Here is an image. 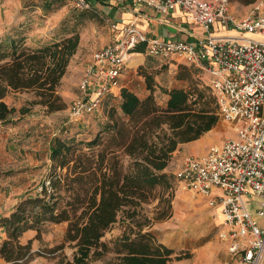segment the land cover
<instances>
[{
    "label": "trees",
    "instance_id": "obj_1",
    "mask_svg": "<svg viewBox=\"0 0 264 264\" xmlns=\"http://www.w3.org/2000/svg\"><path fill=\"white\" fill-rule=\"evenodd\" d=\"M79 44L78 33L38 47H20L12 41L11 51L3 57L10 59L0 61V121L16 123L17 112L21 119L30 111L29 106L18 109L8 104L12 92H33L29 104L48 112L65 109L59 87ZM140 45L137 51L146 49V44ZM139 73L145 78L146 94L123 87L119 104L108 109L104 132L87 142L55 137L50 187L44 182L36 197L21 201L11 215L0 218L6 233L0 253L7 261L22 264L35 257L32 241L22 243L20 238L28 229L40 231L45 220L68 223L64 243L57 249L69 243L73 258L63 257L59 264H94L110 250L119 254L122 264H168L174 259V249L146 229L172 215L175 176L168 167L174 153L216 127L221 115L209 88L194 84L168 88L157 80L159 71L143 66ZM157 88L165 104L159 102ZM154 201L158 203L150 210ZM119 221L126 228L111 247L103 238Z\"/></svg>",
    "mask_w": 264,
    "mask_h": 264
},
{
    "label": "rangeland",
    "instance_id": "obj_2",
    "mask_svg": "<svg viewBox=\"0 0 264 264\" xmlns=\"http://www.w3.org/2000/svg\"><path fill=\"white\" fill-rule=\"evenodd\" d=\"M91 1L89 7L83 8L75 0H0V61L10 59V56L3 57L11 51L12 41L20 47H38L78 33L80 44L75 54L80 51L79 59L91 63L94 51L112 42V24L115 23L104 10V2ZM254 5L229 0V9L237 18L248 15ZM149 59L150 64L157 66L152 71H159L157 80L163 86L189 88L194 84L207 87L212 92L206 70L189 63L186 70L181 67V64H186L184 61L173 58L149 55ZM181 73H185L186 78L179 79L178 74ZM62 89L61 82L60 94ZM140 93L145 95L144 87ZM80 94V85L74 98L61 94L66 108L56 112L29 104L35 98L33 92H12L7 96L9 105L18 109L29 106L30 111L21 119L17 112L16 123L0 121V218L11 215L21 201L36 197L43 190L44 182L50 187V177L56 165L51 158L55 137L67 142H87L104 132L108 109L116 103L111 93L104 98L99 110L81 117L72 116L70 106ZM156 94L159 102L165 104V96L161 95L159 88ZM235 131L234 124L221 117L218 125L205 133L199 142L208 149L214 143L233 137ZM186 154L190 153L176 151L168 169L175 176L172 215L146 230H150L159 243L174 249V259L168 264H224L230 255L226 242L219 236V231L224 229L223 215L219 211V214L215 213L207 197L185 188L176 175L177 166ZM57 170L61 171V168ZM157 203L154 201L148 208L152 210ZM67 227V222L45 220L40 224V231L33 228L25 231L21 242L31 240L36 255L22 264H59L63 257L71 260L74 248L69 243L57 249L64 243ZM125 228L123 222H117L103 240L113 247V241L123 234ZM5 237L6 233L0 228V246ZM178 255L186 257L177 260L175 257ZM0 264L13 263L0 253ZM94 264L122 263L119 254L110 250Z\"/></svg>",
    "mask_w": 264,
    "mask_h": 264
},
{
    "label": "built area",
    "instance_id": "obj_3",
    "mask_svg": "<svg viewBox=\"0 0 264 264\" xmlns=\"http://www.w3.org/2000/svg\"><path fill=\"white\" fill-rule=\"evenodd\" d=\"M89 7V0H75ZM146 4L160 12L180 9L202 26L200 43L149 38L135 23L118 28L120 38L93 54L80 81L81 94L70 114L81 117L101 108L139 44L149 55L198 66L210 76L221 117L234 124L235 135L202 154H186L176 175L185 188L219 206L231 258L224 264H261L264 257V0L237 18L229 0H101ZM218 24L225 32L215 31Z\"/></svg>",
    "mask_w": 264,
    "mask_h": 264
},
{
    "label": "crops",
    "instance_id": "obj_4",
    "mask_svg": "<svg viewBox=\"0 0 264 264\" xmlns=\"http://www.w3.org/2000/svg\"><path fill=\"white\" fill-rule=\"evenodd\" d=\"M104 10L106 11L107 15L116 23L118 28H121L128 23H135L146 33L149 38L184 40L199 44L204 35L202 26L189 21L180 9L173 10L169 13H163L146 4L105 3ZM214 29L218 32L226 31V29L221 28L218 24L214 25ZM120 36L121 35L119 31L114 30L112 42L109 44L118 40ZM140 46L145 47L144 44H141ZM80 53L81 52L79 51L77 54H75V56H73L68 66L67 73L62 79L63 89L61 94L69 99L74 98L77 95L84 71L90 64L86 62L88 60L79 59L81 58ZM90 59L91 58H89V61ZM149 60V54L146 49L143 51L136 50L131 55V58L124 68L122 75L117 80V83L112 86L111 96L116 101V105H118L120 102L121 90L123 87H128L140 95V90L142 87H144L146 92L145 78L139 73V70L143 66L150 70H153L155 67H157L150 64ZM185 65H187V63ZM208 76L211 79L210 74ZM71 90L73 91L71 92ZM199 141L200 138L191 142L183 143L180 147L181 150H177V153L179 151L194 154L204 153L207 148L206 146L204 147ZM181 165L182 160L179 162L177 168L179 169ZM170 167L171 165H169L168 169H170ZM213 208L216 210L215 213H218L219 211L222 215L221 208L219 206H215ZM261 264H264V257Z\"/></svg>",
    "mask_w": 264,
    "mask_h": 264
}]
</instances>
